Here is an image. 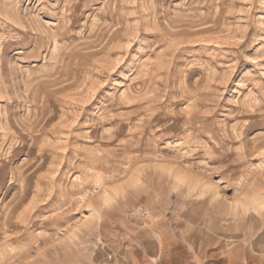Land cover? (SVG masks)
Segmentation results:
<instances>
[{"label": "rangeland", "instance_id": "rangeland-1", "mask_svg": "<svg viewBox=\"0 0 264 264\" xmlns=\"http://www.w3.org/2000/svg\"><path fill=\"white\" fill-rule=\"evenodd\" d=\"M259 201L264 0H0V264H264Z\"/></svg>", "mask_w": 264, "mask_h": 264}, {"label": "bare ground", "instance_id": "bare-ground-1", "mask_svg": "<svg viewBox=\"0 0 264 264\" xmlns=\"http://www.w3.org/2000/svg\"><path fill=\"white\" fill-rule=\"evenodd\" d=\"M85 97V96H84ZM89 99V98H88ZM76 105V104H75ZM74 119V118H73ZM135 140V139H134ZM106 198V197H105ZM109 198V197H108ZM108 201H109V199H108ZM107 200H106V202H108ZM258 201V200H257ZM2 202V201H1ZM249 206H251L252 207V209L255 211V212H261L262 210H264V203L263 202H261L260 203V201H259V203L258 202H253V203H251V204H249ZM245 210L246 211H249V209H247V208H245ZM32 218V217H31Z\"/></svg>", "mask_w": 264, "mask_h": 264}]
</instances>
